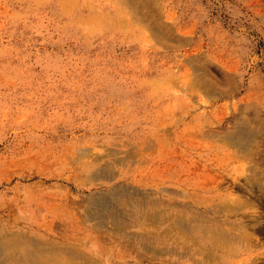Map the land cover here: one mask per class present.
<instances>
[{"label":"rangeland","instance_id":"rangeland-1","mask_svg":"<svg viewBox=\"0 0 264 264\" xmlns=\"http://www.w3.org/2000/svg\"><path fill=\"white\" fill-rule=\"evenodd\" d=\"M251 126L244 148L229 139ZM119 184L238 236L234 253L113 235L89 197ZM3 201L98 237L112 264H264V0H0Z\"/></svg>","mask_w":264,"mask_h":264},{"label":"bare ground","instance_id":"bare-ground-1","mask_svg":"<svg viewBox=\"0 0 264 264\" xmlns=\"http://www.w3.org/2000/svg\"><path fill=\"white\" fill-rule=\"evenodd\" d=\"M254 124L256 125V122L253 123V125ZM251 128L253 127L251 126L250 129L243 134H237L239 136H232L229 139L234 141L241 148H244L246 146L244 142L250 139L249 132ZM87 151L88 150H77L75 155H78L77 157L79 158L89 152ZM90 152H92V150ZM130 155H132V153ZM107 172H109V170ZM89 176L96 178L95 174H89ZM97 177H99V175ZM106 179L113 180L112 173L106 176ZM129 188L128 186L119 184L112 186L108 189L107 193L99 194L97 197H95L96 195H90L89 204L92 206V209H90L91 213L89 214L91 217H95L91 219L97 220L99 226L108 229L115 236L128 237L132 242L138 241L139 244L145 247V251L147 252L153 251L157 242L164 240L166 246L156 251L158 255L160 253L170 252L176 253L180 257L190 255L191 257H200L202 258L201 260H211L217 253L216 248L219 247H224L223 251L234 253L232 245L237 243L236 240L238 236L235 238L227 231L214 227L198 216L186 217L184 215H173L168 208L166 210L159 206H156V208L153 207V209L149 208L144 199L145 196L140 195V197L136 194H131ZM6 193L8 192L6 191ZM155 201L157 202V199ZM231 210H233V207ZM25 212L26 211L20 207L19 203L12 201L0 202V226L2 228L0 229V264L113 263L115 259L114 254L107 256L103 253L105 247L99 245L98 242L100 239L98 237L92 235L76 237L72 232H65L63 234L52 232L51 229L53 225L50 227H43L34 221V219H40L41 214L37 212H35V214L32 213L33 219L27 221ZM130 219L147 224L149 230L147 232H124L130 228ZM246 240L248 239L246 238ZM87 243L90 244V247L87 246ZM78 245L84 246L88 250L87 253L84 252L83 257L76 256L74 252ZM152 246L154 247L152 248ZM189 247H195V249L191 250ZM189 252H193V254H189ZM125 253H128V251ZM119 258L124 261L127 256L122 255Z\"/></svg>","mask_w":264,"mask_h":264}]
</instances>
